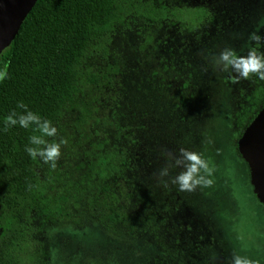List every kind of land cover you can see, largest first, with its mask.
Listing matches in <instances>:
<instances>
[{"label":"rangeland","instance_id":"obj_1","mask_svg":"<svg viewBox=\"0 0 264 264\" xmlns=\"http://www.w3.org/2000/svg\"><path fill=\"white\" fill-rule=\"evenodd\" d=\"M124 3L132 15L88 61L97 85L86 82L78 107L48 138L68 141L56 168L39 162L74 188L100 155L127 150L124 206L153 223L138 227L136 236L87 220L45 227L32 241L33 264H230L234 254L264 264V206L235 134L236 110L258 76L233 83L235 73L214 71L210 63L226 47L246 55L255 46L249 44L253 32L264 37V0ZM162 5L167 11L161 18L145 16ZM201 11L207 19L192 23ZM258 50L264 52V44ZM180 148L201 153L214 167L211 187L182 192L170 177L167 186L160 182L167 163L162 153Z\"/></svg>","mask_w":264,"mask_h":264},{"label":"trees","instance_id":"obj_2","mask_svg":"<svg viewBox=\"0 0 264 264\" xmlns=\"http://www.w3.org/2000/svg\"><path fill=\"white\" fill-rule=\"evenodd\" d=\"M124 2L39 0L0 55V69L9 65L8 79L0 82V264H33L32 241L45 227L82 226L87 220L108 232L126 230L136 236L138 227L153 223L151 216L139 219L124 206L122 182L131 169L127 150L113 148L100 155L71 188L59 176L43 171L39 157L33 160L25 151L34 126L4 131V118L13 110L24 111L17 108L21 101L55 127L66 112L78 107L86 82L98 83L88 72L96 45L108 42L132 15ZM161 9L144 15L155 21L167 11L165 5ZM207 17L201 11L191 22ZM263 108L264 80L258 77L236 110L238 141Z\"/></svg>","mask_w":264,"mask_h":264},{"label":"clouds","instance_id":"obj_3","mask_svg":"<svg viewBox=\"0 0 264 264\" xmlns=\"http://www.w3.org/2000/svg\"><path fill=\"white\" fill-rule=\"evenodd\" d=\"M249 46L246 55H240L233 48L226 47L218 54L212 55L210 63L214 71L235 73L232 77L233 83H238L241 79H250L253 75L264 80V52H260L259 46L264 44V37L257 32L249 35ZM8 64L0 69V82L8 79ZM207 71V69H205ZM17 108L24 111L18 113L11 111L4 118V131L19 125L22 128L33 127V135L29 137V145L25 148L28 155L35 160L39 157L44 163L49 164L52 169L57 166V161L61 157V146L67 145V139L61 138L59 142L55 139L49 141L46 138H54L58 134V129L53 126L51 120L44 119L40 115L28 109L22 101L17 104ZM39 133V134H35ZM167 163L159 170L158 177L162 184L168 185L169 181L165 177H170V182L178 186L179 191L192 192L197 187H211L214 180V167L199 152L180 148L179 153L165 151L162 153ZM182 169L175 176H171L172 169ZM215 260V256L212 258ZM230 264H259L258 260H253L247 256L234 254Z\"/></svg>","mask_w":264,"mask_h":264},{"label":"water","instance_id":"obj_4","mask_svg":"<svg viewBox=\"0 0 264 264\" xmlns=\"http://www.w3.org/2000/svg\"><path fill=\"white\" fill-rule=\"evenodd\" d=\"M39 0H0V55L11 46ZM238 151L249 167L251 185L264 206V108L238 141Z\"/></svg>","mask_w":264,"mask_h":264}]
</instances>
